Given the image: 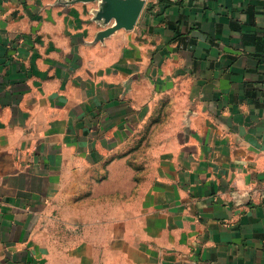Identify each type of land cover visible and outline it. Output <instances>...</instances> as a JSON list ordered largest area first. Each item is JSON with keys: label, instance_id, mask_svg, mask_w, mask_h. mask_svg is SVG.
I'll return each mask as SVG.
<instances>
[{"label": "crops", "instance_id": "1", "mask_svg": "<svg viewBox=\"0 0 264 264\" xmlns=\"http://www.w3.org/2000/svg\"><path fill=\"white\" fill-rule=\"evenodd\" d=\"M144 1L0 0V264H264V0Z\"/></svg>", "mask_w": 264, "mask_h": 264}, {"label": "rangeland", "instance_id": "2", "mask_svg": "<svg viewBox=\"0 0 264 264\" xmlns=\"http://www.w3.org/2000/svg\"><path fill=\"white\" fill-rule=\"evenodd\" d=\"M145 5H146V1H144V5L141 9L139 17L145 8ZM166 118H167L166 116H163L160 113L158 114V116L152 117L150 127L153 129L154 132L151 135H148L146 131L145 133H142L139 136H136L135 139L133 140V145H134L133 150L131 152H126V151L121 152L119 156L117 157V159L128 160L130 162L133 161L135 163L134 179L136 181H138L140 179V176L142 175V168L140 166L142 162L140 161H145L146 159H149L150 157V153H147L146 151H144L142 147L145 145H152V144L159 143L160 141L159 139L160 136H158L159 131H161L162 128L164 129L165 124L167 122H170ZM151 159L152 158H150V160ZM108 173L109 172L106 169V171L104 172V177L108 176ZM137 189H138V185L136 184V190Z\"/></svg>", "mask_w": 264, "mask_h": 264}, {"label": "water", "instance_id": "3", "mask_svg": "<svg viewBox=\"0 0 264 264\" xmlns=\"http://www.w3.org/2000/svg\"><path fill=\"white\" fill-rule=\"evenodd\" d=\"M76 1V0H72ZM107 9L124 21V25H131L135 22L144 5V0H103Z\"/></svg>", "mask_w": 264, "mask_h": 264}]
</instances>
